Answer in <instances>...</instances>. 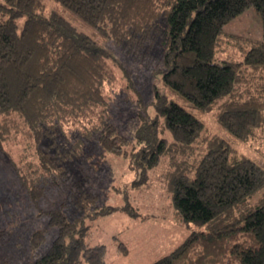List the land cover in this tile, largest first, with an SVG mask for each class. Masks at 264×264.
<instances>
[{"label":"trees","instance_id":"obj_1","mask_svg":"<svg viewBox=\"0 0 264 264\" xmlns=\"http://www.w3.org/2000/svg\"><path fill=\"white\" fill-rule=\"evenodd\" d=\"M55 1L143 60L160 48L167 85L239 139H264V0ZM250 7L261 16V36L225 29ZM116 79L112 53L44 0H0V151L25 138L34 152L30 158L23 149L18 162L8 155L28 206L71 181L84 153L120 154L138 175L134 186L161 167L175 218L194 225L148 264H264V167L158 91L154 114L142 116L131 139L106 97ZM82 189L74 194L80 214L93 206L91 216L116 208L138 215L129 204L97 209L98 195ZM49 212L57 233L42 250L47 231H33L32 264H109L107 245L86 240L83 217ZM119 246L128 253L127 242Z\"/></svg>","mask_w":264,"mask_h":264},{"label":"rangeland","instance_id":"obj_2","mask_svg":"<svg viewBox=\"0 0 264 264\" xmlns=\"http://www.w3.org/2000/svg\"><path fill=\"white\" fill-rule=\"evenodd\" d=\"M44 1L48 7L65 15L78 29L89 33L112 53L117 79L106 84L105 92L113 112L112 119L123 134L132 139L142 116L154 114L152 102L158 91L194 113L211 131L218 133L241 153L264 167V139H239L218 123L212 111L195 108L164 82L162 72L168 68L161 61L160 48L150 53L146 51L149 57L143 60L139 55L128 52L97 33L61 3L55 0ZM225 29L259 37L262 35L261 16L254 7H250L228 22ZM233 50L237 51L235 48ZM25 142V138H22L19 142L5 144L4 148L9 154L0 151V227L8 230L0 232V256L4 264L33 263L30 238L36 228L46 229L48 238L42 250L49 247L57 233V226L50 223L49 211L53 208L62 209L69 217V213L83 217L82 220L89 226L86 240L91 245H107L109 264H148L181 244L194 229V225L188 226L175 218L171 210L172 196L165 188L161 167L155 171L150 170L148 181L134 186L138 175L129 166L128 158L102 150L94 152L90 157L84 153L82 161H74L70 169L71 181L63 186L52 187L37 205L28 206L22 187L13 176L10 162H18L22 158ZM26 152L30 158L34 156L31 149L26 148ZM75 180L79 182L78 185ZM75 187L78 189L73 193ZM82 187L98 195L95 205L97 209L105 205L121 207L129 204L137 209L138 215L133 216L116 208L110 214L91 216L93 206L90 213L80 214L81 209L74 202V194L78 198V190H83ZM121 240L129 246L127 254L120 250Z\"/></svg>","mask_w":264,"mask_h":264}]
</instances>
